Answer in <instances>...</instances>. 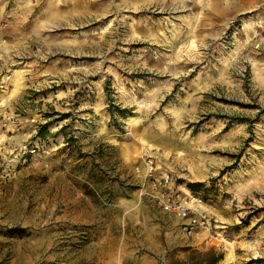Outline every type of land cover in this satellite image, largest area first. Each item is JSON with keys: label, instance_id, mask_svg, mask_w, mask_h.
<instances>
[{"label": "rangeland", "instance_id": "rangeland-1", "mask_svg": "<svg viewBox=\"0 0 264 264\" xmlns=\"http://www.w3.org/2000/svg\"><path fill=\"white\" fill-rule=\"evenodd\" d=\"M0 264H264V0H0Z\"/></svg>", "mask_w": 264, "mask_h": 264}, {"label": "built area", "instance_id": "built-area-1", "mask_svg": "<svg viewBox=\"0 0 264 264\" xmlns=\"http://www.w3.org/2000/svg\"><path fill=\"white\" fill-rule=\"evenodd\" d=\"M155 155L148 154L143 159V162L137 166L141 167L145 176H150L152 183L156 185L163 184L165 189L170 183L168 173H165L160 178L153 177L155 167ZM161 181L163 183H161ZM164 189V190H165ZM165 196V192L162 193ZM202 196L200 192L188 191L186 194L180 195L179 193L168 194L164 200V207L170 211L177 212L182 223L181 229L187 234H195L199 231L209 232L216 226L214 218L201 208Z\"/></svg>", "mask_w": 264, "mask_h": 264}]
</instances>
